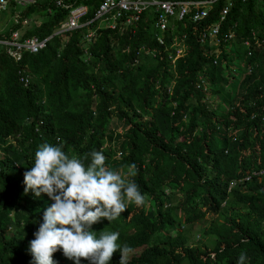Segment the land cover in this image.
I'll return each mask as SVG.
<instances>
[{"label": "trees", "instance_id": "trees-1", "mask_svg": "<svg viewBox=\"0 0 264 264\" xmlns=\"http://www.w3.org/2000/svg\"><path fill=\"white\" fill-rule=\"evenodd\" d=\"M55 1L40 0L21 15L37 19L23 30L24 39L52 36L44 50L15 61L0 47L2 174L18 185L45 142L63 143L77 156L102 149L106 165L122 174L136 165L134 180L148 203L131 206L130 221L126 214L108 226L119 232L118 243L138 251L128 264H237L242 251L246 264H264V0H219L203 21L173 20L165 33L156 30L151 10L135 33L101 30L90 43L83 42L88 28L56 34L69 10ZM73 3L89 7L86 21L101 0ZM229 3L219 44L202 42ZM253 31L260 39H252ZM174 43H183L185 54L173 64ZM260 43L261 49L254 45ZM231 52L244 64L240 78L231 72ZM114 120L122 133L111 128ZM180 158L203 167L196 173L192 165L181 168ZM234 180L242 183L229 190ZM22 205L32 215L43 203L28 195L19 202L21 218L15 213L8 225L0 213V264H25L6 235L7 226L28 221ZM208 213L217 217L205 228V241L190 245L184 226Z\"/></svg>", "mask_w": 264, "mask_h": 264}, {"label": "clouds", "instance_id": "clouds-1", "mask_svg": "<svg viewBox=\"0 0 264 264\" xmlns=\"http://www.w3.org/2000/svg\"><path fill=\"white\" fill-rule=\"evenodd\" d=\"M256 37L260 39L257 32ZM23 82L27 87L28 82ZM64 147L63 143H42L31 159L32 166L22 170L18 185L12 179L8 181L0 169L3 223L8 225L15 213V219L21 218L19 202L28 195L32 199L37 196L43 203L40 212L32 215L22 205L28 221L7 226L6 235L14 239L25 264H128L130 254L138 251L131 253L130 246L118 243L119 232L108 231V226L126 214L130 221L135 214L131 206L139 209L146 203L134 180L136 165H128L125 175L106 165L102 149L77 156L66 153ZM180 162L181 168L192 165L194 173L203 167L197 159L180 158ZM170 168L166 171H172ZM240 183L242 180L232 181L229 190ZM198 223L202 222L185 225L184 233L189 237L190 228ZM204 241V235L196 243L189 237L190 245H202ZM246 260L242 251L237 264H246ZM9 264L14 263L11 260Z\"/></svg>", "mask_w": 264, "mask_h": 264}, {"label": "built area", "instance_id": "built-area-1", "mask_svg": "<svg viewBox=\"0 0 264 264\" xmlns=\"http://www.w3.org/2000/svg\"><path fill=\"white\" fill-rule=\"evenodd\" d=\"M39 1L0 0V13H12L13 26H20V28L14 31L10 29L9 37L5 36V33H0V47L4 48L15 61H19L22 58L23 52L36 54L44 50L52 38V36L45 39L39 37L24 39L22 37L23 30L33 19L31 17L22 19L21 15L23 10L31 5H35ZM217 1L219 0H101L94 17L84 21L89 11V7L86 4L82 3L76 6L73 0H56V7L69 10L67 19L57 30L56 34L88 28L83 35V42L90 43L93 42L101 30L116 31L120 35L135 33L137 23L142 20L145 12L151 10H154L156 14V30L165 33L172 26L173 20L183 21L186 17H190L194 23L203 21L209 16L210 11ZM230 7L231 3L224 7L221 11L219 21L202 34V42L211 38V40H215L219 44L221 25L229 14ZM252 34L253 40L257 39L256 32L253 31ZM233 38L234 33L226 35L227 41H232ZM157 40L161 45H165V40L162 35H157ZM244 43L246 46H250L252 41L247 39ZM254 45L259 47L261 43ZM172 47H178L177 51H179L175 57H170L174 64L178 58L185 54V45L183 43H174ZM22 80H25L26 83L28 82L27 78Z\"/></svg>", "mask_w": 264, "mask_h": 264}, {"label": "rangeland", "instance_id": "rangeland-1", "mask_svg": "<svg viewBox=\"0 0 264 264\" xmlns=\"http://www.w3.org/2000/svg\"><path fill=\"white\" fill-rule=\"evenodd\" d=\"M20 10H22L20 8ZM12 13H0V33H7L13 26V21H12ZM34 22L37 20L36 17H33ZM232 55L231 57L235 58V62H232L233 64V69L231 70V72L233 73V75L236 78H240L242 76V65L239 62V56L237 53H233L231 52ZM244 70V69H243ZM232 85V83H231ZM214 105H217V101L214 100ZM118 124H120L119 121L114 120L112 123V127L114 129L115 126H117ZM115 130V129H114ZM116 132L122 133L124 131L123 127L119 126L118 130H115ZM217 215L209 213L206 216V219L204 222L202 223H198L197 225H194L193 227L190 228V232H189V237L191 238V243H196L199 240H203V230L208 227L211 223V221L216 218Z\"/></svg>", "mask_w": 264, "mask_h": 264}]
</instances>
